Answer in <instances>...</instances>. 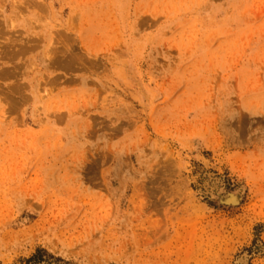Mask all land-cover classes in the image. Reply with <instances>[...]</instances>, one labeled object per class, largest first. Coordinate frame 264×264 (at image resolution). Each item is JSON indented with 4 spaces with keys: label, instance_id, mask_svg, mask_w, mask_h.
Here are the masks:
<instances>
[{
    "label": "rangeland",
    "instance_id": "374dc122",
    "mask_svg": "<svg viewBox=\"0 0 264 264\" xmlns=\"http://www.w3.org/2000/svg\"><path fill=\"white\" fill-rule=\"evenodd\" d=\"M0 264H264V0H0Z\"/></svg>",
    "mask_w": 264,
    "mask_h": 264
},
{
    "label": "bare ground",
    "instance_id": "6f19581e",
    "mask_svg": "<svg viewBox=\"0 0 264 264\" xmlns=\"http://www.w3.org/2000/svg\"><path fill=\"white\" fill-rule=\"evenodd\" d=\"M218 184V179L217 178H215L214 179V181H213V183H212V185H214V188H215V186ZM220 187V186H219ZM218 187V188H219ZM213 188V189H214ZM220 190V189H219ZM218 191V190H217ZM219 192V191H218ZM211 196V195H210ZM216 196V195H215ZM240 194L239 193H237V192H235V190H234V192H229V193H224V194H222L221 196H220V199L222 200V202L224 203V202H230V203H233V204H236L237 202H239V200H240ZM240 203V202H239ZM157 207V206H156ZM160 207V206H159Z\"/></svg>",
    "mask_w": 264,
    "mask_h": 264
}]
</instances>
